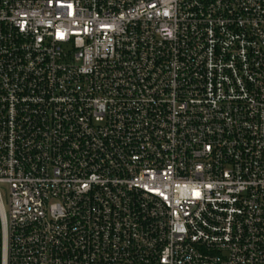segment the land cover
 Segmentation results:
<instances>
[{"label": "built area", "instance_id": "1", "mask_svg": "<svg viewBox=\"0 0 264 264\" xmlns=\"http://www.w3.org/2000/svg\"><path fill=\"white\" fill-rule=\"evenodd\" d=\"M0 264H264V0H0Z\"/></svg>", "mask_w": 264, "mask_h": 264}, {"label": "rangeland", "instance_id": "2", "mask_svg": "<svg viewBox=\"0 0 264 264\" xmlns=\"http://www.w3.org/2000/svg\"><path fill=\"white\" fill-rule=\"evenodd\" d=\"M7 195H5V197H6Z\"/></svg>", "mask_w": 264, "mask_h": 264}]
</instances>
